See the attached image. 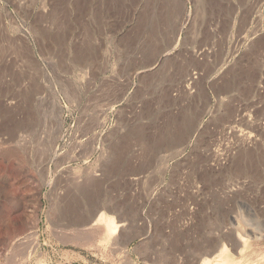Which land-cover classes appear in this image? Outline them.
Here are the masks:
<instances>
[{
	"label": "rangeland",
	"instance_id": "1",
	"mask_svg": "<svg viewBox=\"0 0 264 264\" xmlns=\"http://www.w3.org/2000/svg\"><path fill=\"white\" fill-rule=\"evenodd\" d=\"M221 243L264 251V0H0V264Z\"/></svg>",
	"mask_w": 264,
	"mask_h": 264
},
{
	"label": "bare ground",
	"instance_id": "2",
	"mask_svg": "<svg viewBox=\"0 0 264 264\" xmlns=\"http://www.w3.org/2000/svg\"><path fill=\"white\" fill-rule=\"evenodd\" d=\"M94 218L95 219H94L92 225L96 226V227L100 226L99 227L100 230H98V233L100 231L102 236H110V234L114 235L116 232L118 233V231L121 229L122 225L118 221L115 220L114 216L111 214H107L104 211L97 214L96 217H94ZM87 223H89V222L87 221ZM76 238H77V236H76ZM250 247H251V245H250ZM193 248H195V247H193ZM214 248H213L214 250H212L210 253H204L203 254V258H202L200 264H264V251H263V253H250V254L248 252V255H245V256L241 255L240 258H232L226 254L227 253L226 244L221 243V244H219V246L214 247ZM252 249H254V248H252ZM245 253H246V251H245ZM35 264H42V263L40 260H37V262Z\"/></svg>",
	"mask_w": 264,
	"mask_h": 264
}]
</instances>
